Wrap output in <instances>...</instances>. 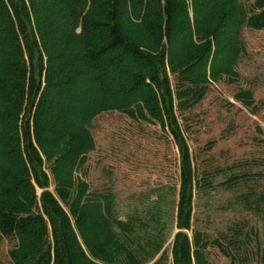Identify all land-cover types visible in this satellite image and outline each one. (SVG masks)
I'll list each match as a JSON object with an SVG mask.
<instances>
[{"label": "trees", "instance_id": "16d2710c", "mask_svg": "<svg viewBox=\"0 0 264 264\" xmlns=\"http://www.w3.org/2000/svg\"><path fill=\"white\" fill-rule=\"evenodd\" d=\"M252 1L212 0L210 13L205 0H0V264H214L213 250L264 264V156L220 162L213 142L193 155L176 115L213 83H237L241 32L264 28V0ZM78 38L87 65L54 81L48 65ZM233 97L258 111L252 91ZM45 110L63 135L44 138ZM112 112L171 137L177 184L122 204L110 179L88 184L92 119Z\"/></svg>", "mask_w": 264, "mask_h": 264}, {"label": "rangeland", "instance_id": "374dc122", "mask_svg": "<svg viewBox=\"0 0 264 264\" xmlns=\"http://www.w3.org/2000/svg\"><path fill=\"white\" fill-rule=\"evenodd\" d=\"M205 1L206 10L215 12V8L209 4L212 0ZM240 1L247 7L253 2ZM75 33L78 35L80 29L77 28ZM241 36L245 51L237 65V83H213L203 100L190 108V111L176 112L193 155L205 151L213 142L210 154L220 162L264 156V28L251 30L245 27ZM74 42L76 47L67 53L62 65L58 68H55L57 63L48 65V70L54 73V81L65 76L72 77L71 71L76 68L72 64L73 60L80 63L81 68L87 65V61L79 54L82 53L78 49L81 48L79 38ZM188 48L187 37L178 36L171 54L176 59ZM73 55L76 57L71 58ZM57 71L64 74L60 75ZM197 73L196 69L189 77L193 79ZM109 76L115 77L111 71ZM242 88L252 91L258 105L257 112L244 108L234 100V94ZM45 98L48 99V95ZM41 121L45 129L44 138H52L56 132L60 135L66 132L55 112L45 110ZM91 132L95 147L87 153L83 176L92 186H102L110 179L119 203H124L132 192L164 183H178V148L171 137H165L166 134L158 125L139 122L112 112L95 115ZM50 190L54 191V187L51 186ZM36 192L38 195L40 191L36 188ZM90 215L93 220L95 215ZM102 237L99 234V240ZM210 260L214 264H228V260L217 250L210 253Z\"/></svg>", "mask_w": 264, "mask_h": 264}]
</instances>
